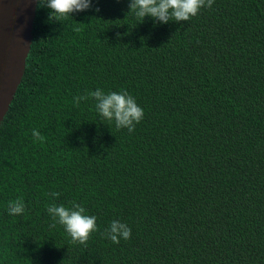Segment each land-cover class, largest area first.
Masks as SVG:
<instances>
[{"label": "trees", "instance_id": "16d2710c", "mask_svg": "<svg viewBox=\"0 0 264 264\" xmlns=\"http://www.w3.org/2000/svg\"><path fill=\"white\" fill-rule=\"evenodd\" d=\"M129 4L49 20L38 3L0 125V264H264V0L168 24ZM96 89L136 100L134 132L74 102ZM73 202L97 217L86 245L51 227L47 207ZM113 220L130 239L101 235Z\"/></svg>", "mask_w": 264, "mask_h": 264}, {"label": "clouds", "instance_id": "9594fccd", "mask_svg": "<svg viewBox=\"0 0 264 264\" xmlns=\"http://www.w3.org/2000/svg\"><path fill=\"white\" fill-rule=\"evenodd\" d=\"M38 2L40 7L42 4L49 10V20H67L74 13L85 12L92 7V0H38ZM213 3L214 0H130L129 13H133L141 23L145 17L158 20L161 24H168L169 21L179 23L189 21L202 8H211ZM88 98L96 101L95 108L98 114L103 119L114 122L117 129H127L132 133L144 117L142 108L127 91L105 94L101 89H96L89 92L87 97H75L74 102L79 105L81 99ZM32 135L35 139L41 141L44 139L35 130ZM51 195L58 197L60 193L53 192ZM24 211L22 199L18 198L8 203L9 215H22ZM47 213L53 221L51 227H55L57 223L61 225L73 244L86 245L91 234L98 230L97 217L86 215L85 209L75 202L71 207L51 204L47 207ZM101 235L119 244L121 239H130L131 229L126 223L113 220Z\"/></svg>", "mask_w": 264, "mask_h": 264}, {"label": "water", "instance_id": "95a60500", "mask_svg": "<svg viewBox=\"0 0 264 264\" xmlns=\"http://www.w3.org/2000/svg\"><path fill=\"white\" fill-rule=\"evenodd\" d=\"M38 0H0V125L22 82Z\"/></svg>", "mask_w": 264, "mask_h": 264}]
</instances>
